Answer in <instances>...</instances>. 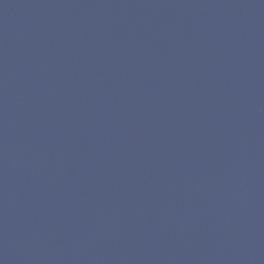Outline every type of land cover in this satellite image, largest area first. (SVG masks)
<instances>
[{
    "label": "water",
    "instance_id": "obj_1",
    "mask_svg": "<svg viewBox=\"0 0 264 264\" xmlns=\"http://www.w3.org/2000/svg\"><path fill=\"white\" fill-rule=\"evenodd\" d=\"M0 264H264V0H0Z\"/></svg>",
    "mask_w": 264,
    "mask_h": 264
}]
</instances>
